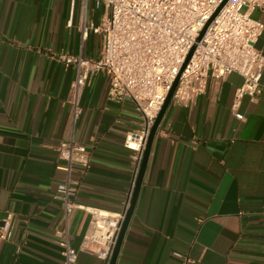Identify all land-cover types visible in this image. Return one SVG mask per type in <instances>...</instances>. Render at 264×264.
Returning <instances> with one entry per match:
<instances>
[{
    "label": "crops",
    "instance_id": "0c3cea01",
    "mask_svg": "<svg viewBox=\"0 0 264 264\" xmlns=\"http://www.w3.org/2000/svg\"><path fill=\"white\" fill-rule=\"evenodd\" d=\"M103 14L95 0H0V222L13 214L0 264H62L56 190L65 173L56 148L72 135L90 155L89 167L72 173L75 200L125 208L133 167L124 141L141 116L129 99L108 97L110 78L100 72L73 128L75 70L59 58L99 55L101 35L83 37L80 25ZM252 15L264 23V9ZM257 47L264 55V30ZM242 80H210L190 106L169 102L115 264H264V88L242 99L238 119L231 106ZM89 221L83 209L69 216L75 264H105L80 249Z\"/></svg>",
    "mask_w": 264,
    "mask_h": 264
},
{
    "label": "built area",
    "instance_id": "2783aa9c",
    "mask_svg": "<svg viewBox=\"0 0 264 264\" xmlns=\"http://www.w3.org/2000/svg\"><path fill=\"white\" fill-rule=\"evenodd\" d=\"M95 7L104 10L101 21L82 23L80 29L83 37L90 31L101 35L99 55L59 57L75 70L68 98L72 127L83 113L80 100L85 86L100 72L110 78L108 97L133 102L141 125L128 132L124 141L132 151L133 180L122 211L78 203L72 173L76 168L85 171L90 155L73 135L57 146L59 168L65 173L56 190L65 223L56 233L62 264H75L78 257L68 230L69 216L78 208L90 215L80 249L109 264L130 206L150 129L176 79L171 100L190 106L205 93L210 80L239 74L243 80L231 106L238 119L244 118L240 111L242 99L247 96L255 100L264 88V55L257 47L264 23L252 15L256 9H264V0H95ZM12 218V213L2 217L0 241L11 237Z\"/></svg>",
    "mask_w": 264,
    "mask_h": 264
},
{
    "label": "water",
    "instance_id": "95a60500",
    "mask_svg": "<svg viewBox=\"0 0 264 264\" xmlns=\"http://www.w3.org/2000/svg\"><path fill=\"white\" fill-rule=\"evenodd\" d=\"M177 82H178V79H176L175 82L173 83V85H172V87H171V89H170V91H169V93L165 99V102H164L155 122L153 123V125L150 129V132H149V135L147 138V142H146V146H145V150H144V154H143L141 167H140L139 174H138V177H137V180H136V183L134 186L133 194L131 197L130 206L126 212L124 220L122 221L121 228H120V231L118 233L117 241H116L111 259L109 261V264H115L116 263V260H117V257H118V254H119V251H120V248H121V245H122L125 233H126V230L128 228L131 216L133 214V211H134V208L136 205V201L138 198V194L140 192L141 185L143 183L144 173H145V170H146V167L148 164V160H149V156H150V152H151V148H152V143H153L154 137L156 135V131H157L158 126L161 122L164 111L172 99V95H173V92H174L175 87L177 85Z\"/></svg>",
    "mask_w": 264,
    "mask_h": 264
}]
</instances>
